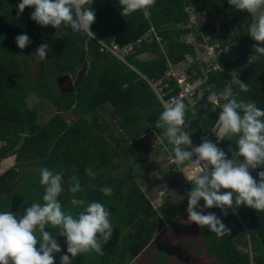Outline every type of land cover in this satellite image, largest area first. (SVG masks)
Listing matches in <instances>:
<instances>
[{"label":"trees","instance_id":"16d2710c","mask_svg":"<svg viewBox=\"0 0 264 264\" xmlns=\"http://www.w3.org/2000/svg\"><path fill=\"white\" fill-rule=\"evenodd\" d=\"M20 2L0 0V159L14 155L13 166L0 174V211H11L20 217L32 203L43 204L44 187L39 183V169L47 167L54 173H63L64 191L59 200L64 211L75 215L82 210L71 205L72 176L79 178L83 188L75 194L76 198L86 203L101 202L109 210L113 232L103 244L101 264H107L108 256H118V264L125 261L130 264L145 250L153 260H158L161 253L167 254L169 261L174 260L170 242L162 243L177 230V221L169 222L179 213L169 207L172 196H161L164 201L155 208L139 183L150 181V176L145 179L144 172L134 170L138 167L131 165V168L130 164L121 174L115 158L129 152L138 137L150 132L156 139L157 151L171 162L169 170L185 177L182 168L189 162L177 165L171 161L174 158L172 146L163 136V129L155 127L164 106L147 79L159 78L169 63L180 64L197 53L195 45L186 38L192 31L186 26L191 13L197 14L199 21L207 16L208 22L201 29L209 36L211 45L218 44L222 49L229 46L232 50L220 55L224 71L211 76L213 90L207 91L204 98L193 102L192 106L190 101L185 105L184 130L191 136L192 145L198 146L204 137L217 142L213 127L222 109L217 106L213 111L207 98L211 92L224 89L232 75L249 88L248 92H243L238 85H233V96L238 101H254L257 107L264 109V56L254 53L256 41L246 30L250 25L249 15L246 10H237L228 0H156L149 9V18L144 17L142 10L123 16L119 0H93L91 7L96 18L91 25L92 37L74 33L69 26L57 30L51 25H39L30 18L34 7H26L18 15ZM218 17L222 19L215 24ZM150 28L153 29L151 42L140 40L138 43L140 36ZM20 34H27L31 39L24 49L15 41ZM195 34L198 35V31ZM44 43L49 45L48 54L41 61L36 49ZM104 44H116L120 48L134 45L135 51L127 53L122 60ZM147 53L154 57L142 59ZM251 56L256 57L254 63H249ZM30 57L38 63L36 75L32 76L28 74L33 65ZM61 74L71 75L73 92L60 91L56 77ZM172 83L173 92L178 91L177 82ZM30 94L39 97L41 111L48 108L47 100L53 103L57 114L44 119L41 111L39 114L36 107L29 106ZM101 108L109 109L107 117L115 124L113 142L103 132L108 126L101 121H104ZM91 112H95L96 117H91ZM61 113H71L74 118L68 121ZM236 139H224L217 144L228 158H232L236 150ZM165 145L168 151L164 150ZM87 168L95 172L94 178L87 175ZM262 170L264 165L250 172L259 180L258 173ZM158 184L156 190L165 194L168 184ZM175 185L176 182L171 183L172 188ZM105 186L113 189L111 196L100 191ZM192 187L184 189L182 195L188 197ZM199 203L203 206V199ZM183 208L186 211L187 202ZM170 210L171 215L164 219L163 215ZM234 210L237 214L228 209L225 215L218 207L203 208V214L214 212L231 230L223 237L193 222L206 254L213 255L218 264H264V212L244 205ZM46 230L53 236L59 232V229ZM63 244L61 252L53 254L55 264L60 263L57 256L66 254V237Z\"/></svg>","mask_w":264,"mask_h":264},{"label":"clouds","instance_id":"9594fccd","mask_svg":"<svg viewBox=\"0 0 264 264\" xmlns=\"http://www.w3.org/2000/svg\"><path fill=\"white\" fill-rule=\"evenodd\" d=\"M155 2L156 0H119L123 16L142 10L145 18L150 17L149 9ZM228 2L237 10H246L251 14L264 7V0ZM92 3L93 0H21L18 15L26 7H34L30 18L39 25H51L57 30L69 26L74 33L93 37L91 25L96 17ZM246 30L256 41L254 53L264 56V12H260ZM15 41L20 49L31 43L27 34L17 35ZM48 48L49 45L44 43L36 49L39 60L47 58ZM255 59V56H251L249 63H254ZM233 85H238L243 92L249 91L247 84L232 75L222 92L217 94L213 91L207 98L213 111L217 106L222 109L213 127L217 142L204 137L201 144L192 145L191 136L184 130L185 105L188 99L179 98L170 105H163L164 110L155 125L156 128L163 129V136L172 146L174 158L171 161L177 165L185 162L192 165L191 171L185 175L193 185L187 193L188 221L201 228L207 226L218 237L225 236L231 230L214 212L203 214V208L218 207L227 215L228 209H233L237 214L234 209L244 205L264 212V170L258 173L259 180L250 172V169L255 170L264 165V109L257 107L251 100L238 101L233 96ZM232 137L237 138L236 150L232 152V158H228L217 144ZM161 143L163 144V140ZM164 150L168 151L167 145ZM85 171L87 175L95 177V172L90 168ZM39 176V183L44 187L43 204L32 203L20 217L11 211H0V264H55L53 254L60 253L61 247L52 232L46 228L59 229L58 234L66 237L67 253L71 254L72 259L78 254L91 252L103 255V244L107 243L113 232L109 210L101 202L86 203L85 200L76 198L75 194L82 192L83 188L79 178L72 176L69 188L73 194L71 205L82 210L75 215L66 212L59 200L64 191L63 173H54L49 168L42 167L39 169ZM221 189L225 191L222 192ZM100 191L105 196L113 194V189L107 186ZM158 194L162 195L163 191ZM147 198L152 200L150 196ZM201 199L204 201L203 206L199 203ZM72 259L64 254L60 257V264H72Z\"/></svg>","mask_w":264,"mask_h":264},{"label":"rangeland","instance_id":"374dc122","mask_svg":"<svg viewBox=\"0 0 264 264\" xmlns=\"http://www.w3.org/2000/svg\"><path fill=\"white\" fill-rule=\"evenodd\" d=\"M260 12H264V7H262L259 12L251 14L253 20L258 18ZM221 19H222L221 17H218L217 19H215L214 23L218 24ZM162 51L164 52V48H162ZM150 57H154V55L147 53L141 56L142 59H147ZM30 58L32 59L33 65L32 68H30L28 74L32 76V75H36L37 72L36 68H38V63L37 60L34 59L33 57ZM27 100L29 106L36 107L35 109L40 114L41 110L39 107L41 103L39 104L40 101L39 97L36 96L35 94H30ZM46 103L48 105V108L45 109L44 111H41V113L43 114L44 119L47 120V118L50 115L57 113H54L56 108L52 102L46 100ZM190 104L191 106L193 105L192 102ZM105 109H107V112ZM105 109L103 108L100 109V112L103 115L102 117L104 118V121L103 120L101 121L103 124L105 123L108 126L103 129V132L110 139V141L113 142V136L116 135V127H114L115 124L113 122H110L109 118L107 117V115H109V109L108 108ZM63 116L68 121H71L74 118V115L71 113H64ZM90 116L96 117L95 112H91ZM103 124L101 125V127L103 126ZM151 134L152 133L149 132L146 133L145 135H142L141 137H138L137 141L134 142L135 145H132V149L129 150V152L126 151V153L121 155L119 158H115L116 162H119L118 163L119 167L117 169L120 171L121 174H123L126 171L128 164H130L129 166L134 165V167H138V168H134V170L143 171L144 175H146L145 179H147V176L149 175L150 179L148 180L150 181L145 183L139 182L146 196H149L152 193V191L154 190V188L157 186L158 183L159 186L168 184L169 190L165 192V194H163L162 196L164 195L172 196L173 197V198L171 197L172 203L169 204L171 205L169 207L171 210H176V212H179L182 207V204L179 203L178 200L181 199L180 201H183L184 199H186V195H182V193L184 192V189L191 188L192 186L188 185L190 184V181H188L186 177L179 176L178 174H176L175 171L169 170L172 169L170 168L171 162L167 157H164L160 152L157 151L158 145L156 143V139H153L155 137L152 136ZM13 158L14 156H11L10 158L0 159V174L4 173L7 169L13 166L14 164ZM132 166L131 168H133ZM191 169H192L191 167L183 166L182 170L184 176L188 174V172L191 171ZM33 178H35V176H33ZM184 181L187 182V184ZM172 182L184 184V186L186 187L179 188L177 191H175L176 188L175 187L172 188L171 186ZM153 184H155L156 186L152 187ZM151 201L153 206H158V204L160 203L159 200L157 201L151 200ZM163 218H167V215H163ZM171 221H177L176 222L177 230L175 233H172L167 238H165V240L162 241V243H167V241L170 242L172 248L174 249V251L172 252L173 255L175 254L174 260L169 261L168 255L165 253L159 254L158 260H153L149 256L148 250H145L138 258V260L136 262H133L132 264H155V263L168 264V262H170V264H218L217 259L213 255L206 254V251L202 244L203 241L200 236V233L197 231L196 227L194 226V223L188 221L187 212L184 211L180 212L179 215L177 214L176 216H174V218L169 220V222ZM58 233L55 234V238L57 240V237H60L59 240H57V242L62 248L64 246L63 244L64 236H60ZM247 235H248V231H247ZM125 241L126 238L123 242ZM253 244L255 245V242ZM65 248H66V254L69 255L70 259H72L71 254L67 253V246H65ZM121 249L122 248L119 249L120 252ZM153 249H156L155 246L153 247ZM57 258L58 256L56 257V260L58 262L60 258L58 259ZM100 258L101 255H98L95 252L78 254V256L75 259H72V264H101ZM105 262H107V264H118L119 259L118 256H115L114 258H112V256H108L105 259ZM126 262L127 261H125L124 264Z\"/></svg>","mask_w":264,"mask_h":264},{"label":"built area","instance_id":"2783aa9c","mask_svg":"<svg viewBox=\"0 0 264 264\" xmlns=\"http://www.w3.org/2000/svg\"><path fill=\"white\" fill-rule=\"evenodd\" d=\"M200 17V16H199ZM198 15L191 13L190 18L186 24L192 31L187 34V40L189 43L194 44L197 48V53L194 56H188L186 60L180 64H171L167 70H164L163 74L156 79L148 80V83L154 89L157 97L162 104H171L173 100L183 98L188 99L191 102H195L204 98L207 91L213 90V85L210 82L211 76L215 73H222L223 67L219 62V58L222 52L231 53L232 50L229 46L223 49L218 44L211 45L209 43L208 35L203 34L202 27L208 22L207 16H203L201 21L197 20ZM198 24V27H194ZM150 28L147 32L142 34L139 38L143 42H151ZM198 31V35L195 32ZM200 35V38H199ZM157 40L159 36L155 35ZM109 51H111L117 57L125 60V55L135 51L134 45H129L125 48H120L118 45H103ZM194 66H198L199 69ZM172 81L177 82L179 87L178 91L173 92L174 87ZM224 89L219 88L217 94ZM216 123L214 124L215 127Z\"/></svg>","mask_w":264,"mask_h":264},{"label":"crops","instance_id":"0c3cea01","mask_svg":"<svg viewBox=\"0 0 264 264\" xmlns=\"http://www.w3.org/2000/svg\"><path fill=\"white\" fill-rule=\"evenodd\" d=\"M63 114L64 113H61V115L63 116ZM11 157V156H10ZM10 157H8V158H10ZM14 159V158H13ZM175 166V165H174ZM185 166H187V167H191L192 165H191V163L189 162L187 165H185ZM185 182V181H184ZM186 184H187V182H185ZM192 183L190 182V184H188V185H191ZM155 186V184H153L152 185V187H154ZM192 186V185H191ZM182 187H186V186H184V184H181V183H176V185H175V191H177V189L178 188H182ZM168 190H169V188H168ZM160 191V190H159ZM159 191H157L156 192V188H154V190L152 191V193L149 195L150 196V198H152V200H154V201H157V200H159L160 201V203L162 204V202L164 201L163 199H162V195H159L158 193H159ZM161 197V198H160ZM181 199H179L178 200V202L179 203H181L182 204V207H181V209H180V211H179V213H178V215L180 214V212H183L184 211V208H183V206H184V204L188 201V197H186V199H184L183 201H180ZM159 203V204H160ZM172 202H169L168 204H171ZM171 210L168 212V214H167V217L168 216H170L171 215ZM187 212V211H186ZM173 217H171L169 220H171ZM165 219V218H164ZM134 262V260L130 263V264H132Z\"/></svg>","mask_w":264,"mask_h":264},{"label":"water","instance_id":"95a60500","mask_svg":"<svg viewBox=\"0 0 264 264\" xmlns=\"http://www.w3.org/2000/svg\"><path fill=\"white\" fill-rule=\"evenodd\" d=\"M247 12V11H246ZM247 14L250 17V24L253 22L249 12ZM56 83L61 92H73L74 91V82L70 74H61L56 77Z\"/></svg>","mask_w":264,"mask_h":264}]
</instances>
